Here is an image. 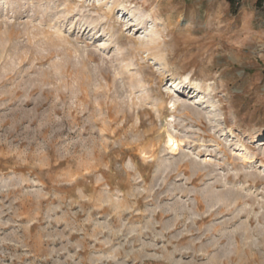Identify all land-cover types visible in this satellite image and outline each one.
I'll list each match as a JSON object with an SVG mask.
<instances>
[{
    "label": "rangeland",
    "instance_id": "rangeland-1",
    "mask_svg": "<svg viewBox=\"0 0 264 264\" xmlns=\"http://www.w3.org/2000/svg\"><path fill=\"white\" fill-rule=\"evenodd\" d=\"M0 264H264V2L0 0Z\"/></svg>",
    "mask_w": 264,
    "mask_h": 264
},
{
    "label": "bare ground",
    "instance_id": "bare-ground-1",
    "mask_svg": "<svg viewBox=\"0 0 264 264\" xmlns=\"http://www.w3.org/2000/svg\"><path fill=\"white\" fill-rule=\"evenodd\" d=\"M167 143L171 145V149L175 150V146L177 145L178 141L172 135H169Z\"/></svg>",
    "mask_w": 264,
    "mask_h": 264
},
{
    "label": "trees",
    "instance_id": "trees-1",
    "mask_svg": "<svg viewBox=\"0 0 264 264\" xmlns=\"http://www.w3.org/2000/svg\"><path fill=\"white\" fill-rule=\"evenodd\" d=\"M229 1H232V0H229ZM258 2H259V3H262V2H264V0H258Z\"/></svg>",
    "mask_w": 264,
    "mask_h": 264
}]
</instances>
